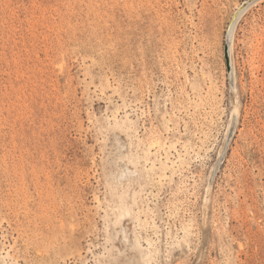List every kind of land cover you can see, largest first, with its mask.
<instances>
[{"label":"rangeland","instance_id":"1","mask_svg":"<svg viewBox=\"0 0 264 264\" xmlns=\"http://www.w3.org/2000/svg\"><path fill=\"white\" fill-rule=\"evenodd\" d=\"M245 1L0 0V264H264Z\"/></svg>","mask_w":264,"mask_h":264},{"label":"bare ground","instance_id":"2","mask_svg":"<svg viewBox=\"0 0 264 264\" xmlns=\"http://www.w3.org/2000/svg\"><path fill=\"white\" fill-rule=\"evenodd\" d=\"M259 1H261V0H246L243 4H241L238 7V11L236 12L234 18L232 19V23H231L230 28H229V32H228L229 57H230V64H231V74H232L234 82L236 81V79H235V66H234V62H233V53H234L233 52L234 51L233 50V47H234L233 45H234V39H235V34H236V26H237L239 20L241 19V17L253 5H255ZM239 115H240L239 109L235 108L233 110V113H232V123L230 125L231 133L234 130V128L236 127V123H237ZM155 253H156V251H152V250L147 249L146 251H144V258L146 260H152L154 258Z\"/></svg>","mask_w":264,"mask_h":264},{"label":"water","instance_id":"3","mask_svg":"<svg viewBox=\"0 0 264 264\" xmlns=\"http://www.w3.org/2000/svg\"><path fill=\"white\" fill-rule=\"evenodd\" d=\"M225 57H226V63H227L228 70H231L228 43L225 44Z\"/></svg>","mask_w":264,"mask_h":264}]
</instances>
